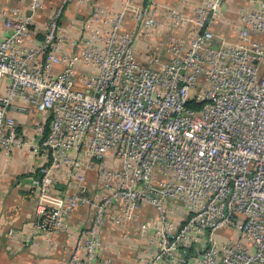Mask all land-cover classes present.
Instances as JSON below:
<instances>
[{
    "label": "built area",
    "instance_id": "obj_1",
    "mask_svg": "<svg viewBox=\"0 0 264 264\" xmlns=\"http://www.w3.org/2000/svg\"><path fill=\"white\" fill-rule=\"evenodd\" d=\"M132 1L60 0L44 30L33 18L45 0L27 15L0 8V147L28 145L10 111L50 113L29 144L44 153L31 234L65 231L91 208L67 264H106V218L122 228L147 205L142 264H264V0H239L230 37L235 0H197L191 13ZM72 2L90 10L65 27ZM167 27L181 34L138 50ZM57 183L67 191L54 204ZM227 227L232 237H220Z\"/></svg>",
    "mask_w": 264,
    "mask_h": 264
},
{
    "label": "crops",
    "instance_id": "obj_2",
    "mask_svg": "<svg viewBox=\"0 0 264 264\" xmlns=\"http://www.w3.org/2000/svg\"><path fill=\"white\" fill-rule=\"evenodd\" d=\"M45 7L39 10L33 20L35 26L44 30L48 20L53 14L60 0H45ZM124 0H95L104 6H119ZM159 10L164 7H174L179 11L191 13L197 0H155ZM238 5L241 1L236 0ZM30 0H0V8L16 6L20 7L23 15L29 14ZM141 5L140 0H133L131 10L135 11ZM233 7L234 3L229 8ZM90 10L89 4L78 5L69 3L60 18V24L68 26L71 20H84ZM161 17V14H159ZM125 27L134 28L131 22ZM3 33L2 19L0 18V35ZM166 33L180 35L179 32H171L170 28H162L152 32L150 40L138 39L139 50L143 51L153 41H157ZM71 38L75 36L70 34ZM154 43V42H153ZM154 48V47H153ZM152 48V49H153ZM21 105V102H19ZM15 120L18 134L28 145L17 146L10 150L0 147V264H67L69 254L74 247L81 228L89 225L93 210L79 207L68 219V228L58 234H44L33 236L31 234L34 222V198L35 194L31 185L38 167L44 162V153L41 148L34 149L30 146L36 144V127H47L50 113L10 111L9 114ZM30 144V145H29ZM95 183L93 174L87 177V188L91 192ZM67 188L61 184H55L46 200L54 204L61 202ZM111 213V210H109ZM153 208L144 205L138 209V216L127 226L115 227L112 218L105 220L103 241L105 243L101 253V260L106 264H142L140 256L145 252V243L138 236L139 224L153 215ZM14 230L18 234L14 237L7 232ZM126 233L129 240L123 239Z\"/></svg>",
    "mask_w": 264,
    "mask_h": 264
},
{
    "label": "rangeland",
    "instance_id": "obj_3",
    "mask_svg": "<svg viewBox=\"0 0 264 264\" xmlns=\"http://www.w3.org/2000/svg\"><path fill=\"white\" fill-rule=\"evenodd\" d=\"M234 3V11H233V7L229 8V12H228V19L230 20V24L227 26L226 30H225V35L230 37L234 32V29L237 26V9H238V3H236V0L233 2ZM233 3H231L233 5ZM230 4V5H231ZM229 5V6H230ZM139 48V46H138ZM139 50V49H138ZM220 237H232V230L231 228H224L222 229L219 234Z\"/></svg>",
    "mask_w": 264,
    "mask_h": 264
},
{
    "label": "trees",
    "instance_id": "obj_4",
    "mask_svg": "<svg viewBox=\"0 0 264 264\" xmlns=\"http://www.w3.org/2000/svg\"><path fill=\"white\" fill-rule=\"evenodd\" d=\"M190 105H191V106H194L195 104L191 103ZM190 105H189V106H190Z\"/></svg>",
    "mask_w": 264,
    "mask_h": 264
},
{
    "label": "water",
    "instance_id": "obj_5",
    "mask_svg": "<svg viewBox=\"0 0 264 264\" xmlns=\"http://www.w3.org/2000/svg\"><path fill=\"white\" fill-rule=\"evenodd\" d=\"M215 49H217L218 46H213Z\"/></svg>",
    "mask_w": 264,
    "mask_h": 264
}]
</instances>
